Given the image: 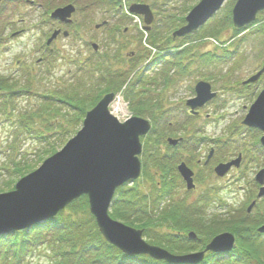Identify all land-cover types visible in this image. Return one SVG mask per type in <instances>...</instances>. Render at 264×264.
<instances>
[{
    "label": "trees",
    "instance_id": "obj_1",
    "mask_svg": "<svg viewBox=\"0 0 264 264\" xmlns=\"http://www.w3.org/2000/svg\"><path fill=\"white\" fill-rule=\"evenodd\" d=\"M14 1L23 2L26 0ZM70 1L79 6L82 3V0ZM138 1L150 5L158 17L155 21L156 23L160 21L163 24L161 16H165L164 18H166L167 15L164 14L167 13L169 15L170 20L167 22L170 24L167 22L163 24L166 35L173 32V29L177 25L184 24L186 13L197 2V0ZM236 1L228 0V4L225 5L224 10L214 18L211 29L208 33L205 32L204 38H217L224 31L233 29L231 8ZM120 3L121 0H99L96 4L99 7L102 4L104 8H96V11L99 9L98 11H102L105 17L106 15L107 17H113L110 14L116 15L118 13ZM96 11L94 10V14L89 17L94 16ZM260 21L262 20L259 18L252 25L258 24ZM234 31L237 32V30ZM260 33L264 34V25L259 26L258 32L252 33L257 35V38L263 44L264 41H261L262 35ZM149 37L150 44L156 49L160 51H172L170 53L167 52L166 55L169 58V62L165 63V70L168 71L166 73L162 72L163 79L165 80L164 89L170 88L171 82L184 77L191 71L193 74L196 72L197 76H204L205 71H210L206 75L207 77L216 76L221 64L242 58L240 57L242 54L241 44L252 40L249 36H246L242 39L241 44L235 46L236 50L234 52L230 54H225L226 52L218 54L216 50L207 53L199 51L198 53V48L193 47L194 45L197 47V44L201 43L198 40L190 41V43L194 44L193 46L190 45L183 48V45H181L174 48L175 42L164 34L162 35V40H158L159 33L157 32L155 34V32L151 31ZM187 39L191 38L187 37ZM147 57L148 55L144 58L146 59ZM142 59L137 54L136 56L131 55L126 58V56L112 51L100 54L99 58L93 61L82 60V57L78 56L73 62L75 64L74 73H69L66 77L54 79L51 82L52 84L48 86L43 84L42 76L45 74V68L44 70L41 69L40 72L36 71L35 75H32L31 68L25 69L23 75H20L19 78L1 76L0 120L4 126H9L10 139L3 149L5 152L0 151V180L4 176H24L36 168L37 164L42 162V160L44 161L46 157L56 153L59 147L65 144L70 136L77 133L78 126L83 122L87 111L93 108L104 95L110 92L117 93L123 91L125 99L130 102L131 109L135 115L146 117L157 125L163 124L162 127L165 126L170 131H174L176 128L177 131L184 133V135L191 136L189 138L191 141H202V139H194L195 137L192 135H196L198 131L193 129L192 125L184 124L181 121L182 119L174 113L173 109L161 106L157 101L154 102V98L150 99L148 95L142 93V91L146 90H156L157 85L155 82L157 78L153 80L143 78L145 73V70H143L135 76L133 81H128L129 76L134 73L133 71L137 69L138 63ZM150 64L151 67L155 66V61ZM120 65L125 67L120 70ZM21 77L26 83L24 89H21ZM28 94L37 95L39 101L31 107L18 110L16 99L21 95ZM148 99L150 100L145 101ZM172 128L174 129L172 130ZM46 132L50 135L46 136ZM53 135V139L55 140H51ZM153 135L154 138L151 137ZM158 135L159 131L156 129L154 134L151 132L144 138L142 161L145 169L144 177L146 178L137 182L143 186L136 184L135 187L130 189H126L125 186L120 188L111 206V217L123 221L131 227L143 230L144 236L150 244L164 247L165 243L170 245V240H173V238L169 239L171 236L169 233L155 235L154 232L158 230L156 227L167 225V229L171 230L176 227V224L183 222H174L173 220L180 218L181 210L175 209L170 213L171 215L166 214V212L161 213L160 210L164 206L162 202L164 198H168L173 187V180L178 185L181 184V179L175 172L174 167L178 163L181 153L187 150L191 152V150L185 145L177 148L167 146L165 154H162L163 148L161 146H164V137ZM28 143L33 145L31 150L25 149ZM30 155L36 158L31 159L29 158ZM18 156L21 157L20 160H18ZM158 181H160L159 184L157 183ZM158 186L162 190L163 194L161 195ZM144 189H154V194L156 193V195L145 194ZM151 197H153V201L148 202V199ZM171 207L173 206H167L166 209ZM69 208L71 212L65 218V225L60 226L53 223V221L58 220L57 218L62 214L61 212L54 220L37 224L33 232L25 230L8 235L0 234V253L2 251L7 255L9 252H12L14 255L23 258L24 254L34 249L31 245L32 243L37 244L40 242L41 239L36 237L37 234L39 232L41 234L48 232L47 237H52V242H48V244L53 251L57 264H62V262H66V264H168L163 261L153 260L147 256L135 258L133 261H126L124 255L118 249L108 244L102 237L95 219L89 211L86 196L75 201ZM260 210L262 209L257 207V211ZM198 212H202V210L198 209ZM155 218H161L164 221L159 222ZM191 218L193 219V223H196L199 219L203 221V218H195L194 213H192ZM215 221L216 218L213 221L211 220L210 226L214 224V227L211 228L212 230L215 229ZM238 222L240 223L224 221L222 224L225 223V226H231L235 234L240 238L244 237V235H249L245 227L246 218L244 221ZM200 224L201 222H198V225ZM186 229L180 230L186 232ZM200 230L204 231L203 224L196 231ZM212 230L207 231V233ZM255 241L258 245L251 246L253 249L252 253L255 255L253 259L257 261H261L260 259L264 260V240H259L256 236ZM242 243L239 240V244ZM249 246L243 243L238 250L239 254H235V260L240 262V264H242L241 262L244 257L247 256V252L243 249H248ZM29 247L30 251L28 250ZM209 257H212V255H209ZM19 262H22V260ZM244 264L250 263L246 262Z\"/></svg>",
    "mask_w": 264,
    "mask_h": 264
},
{
    "label": "rangeland",
    "instance_id": "obj_2",
    "mask_svg": "<svg viewBox=\"0 0 264 264\" xmlns=\"http://www.w3.org/2000/svg\"><path fill=\"white\" fill-rule=\"evenodd\" d=\"M99 0H82L81 6L76 4L77 12L73 16V23L69 25L66 29L69 33H71V36L69 37H64V36H59V38L53 43V45L49 46L47 48L46 42L47 39L51 36L52 34V29H54V25L47 17L46 12L50 14L51 11H47L48 7L47 4H51V9L56 8L58 6H65L60 3L63 2V0H26L21 3V6H14L16 7V11L12 13V10L10 8L13 6V3L6 4L3 6L5 8L1 7V12H0V34L2 33L1 31H5V35L2 34V37L0 38V75H9L11 73H18L19 69H23L25 64H28V67L30 66V62L33 64L37 63L38 59L40 58H47L43 64H41V67L45 66V74L42 76L43 78V84L48 86L52 84L51 82L54 79H59L61 77H66L69 72H74V65L69 62L68 59H75V56L79 53H82L83 57L82 60L85 58H88L91 56V48L87 46V41L89 43H97L100 46V53L103 54L107 51H112V52H118L120 55H130L131 53H137L138 57L145 59L144 57L147 56L150 52V46H152L150 43V37L149 34H147L145 37L142 36L140 31L137 29V26L132 22V21H124V20H119L116 19L114 20V24L111 26H103V21H106V17L103 18L102 11H96V8H104V6L101 4L99 7L96 2ZM200 2L198 0L196 3ZM129 4V1L126 2ZM136 3V2H133ZM16 4V2H15ZM50 10V8H49ZM96 11L95 15L89 18V15L94 14L93 11ZM164 15H167L166 18L165 16H161L163 20V24L167 22L169 19V15L166 13ZM107 16V15H106ZM109 18V16L107 17ZM112 18V17H111ZM157 15L154 14V20L152 24H150V30L147 32H156L159 33L158 40H162V35L164 34L166 37L171 38L170 40L174 41V48H177L181 45H183V48L186 46L194 45L190 43L192 40H199L198 42L201 41V43L197 44V47L194 45V48H198V53L199 51L202 52H209V51H214L216 50L218 54L224 53L225 54H230L236 50V44H241L240 38H244L246 36H249L252 40L249 41L248 43L245 42L241 44V58H238L236 60L229 61L226 64H221V66L218 69V72L221 73L220 76H209L208 80L209 83L212 84L213 89L215 91H218L219 93H223L221 90L226 88L229 89L231 86H239L242 88V81L245 79H248L251 76H254L256 73V70L259 68V65L261 69L264 67L263 64V59H264V42L261 44L259 41V38H257V35L252 34V32L259 30V26L264 25L263 24H255L253 26L247 27L245 30H241V32H233L232 29H228L224 31L223 33L220 34L217 38H215L219 42H233V44L225 46L223 48L220 46H215L213 44H210L209 42H206L203 40L202 35L211 29L209 26H206V29H203L202 32L197 34L195 37L189 40H181V39H175L173 37V33L179 29V25L175 29H173V32L168 33L167 35L165 34V28H163V24L160 22L157 25L156 22H154L157 19ZM220 18V17H219ZM262 22H264V15L259 17ZM104 19V20H103ZM160 19V18H159ZM13 22H16L15 26L13 27L12 31H7V28L11 27V24ZM54 22V21H53ZM57 23V22H55ZM170 24L169 22H167ZM102 24V25H101ZM99 25V26H98ZM182 26V25H181ZM12 28V27H11ZM22 30L19 35L17 36H11L17 31ZM115 30H118L117 32ZM255 33V32H254ZM262 35L261 41H264V34L260 33ZM260 36V35H259ZM235 38V40H232V38ZM261 37V36H260ZM249 38V39H250ZM257 38V39H256ZM248 39V40H249ZM119 41V42H118ZM188 43V44H184ZM124 44L123 48L121 49V45ZM172 44V43H171ZM222 45V44H220ZM227 45V44H226ZM126 47V48H124ZM177 51V50H176ZM228 51V52H227ZM153 52V51H152ZM195 53V54H198ZM50 56V58H49ZM239 56V55H238ZM127 58V57H126ZM142 59V60H143ZM262 64V66H261ZM124 66L120 67L119 69H123ZM42 69V68H41ZM36 71H39L40 70ZM171 71L172 68H170ZM36 71L32 72V75H35ZM161 71V69H160ZM167 72L168 70H162V72ZM161 72V73H162ZM152 73L148 74L147 79L152 76ZM202 75V74H201ZM17 75H14L12 78L16 77ZM189 76V77H187ZM203 76V75H202ZM207 77L205 74L203 77H197L193 75V72L191 71L189 74L185 75L184 77H181L180 79L171 82L169 90H172L170 95H173L174 92H179L178 97L180 98L181 101H184L188 99L191 94L187 91H192L194 89V85L200 81V80H206ZM18 78V77H16ZM15 78V79H16ZM261 78V76H260ZM22 81V86L21 89H24L26 87V83L24 79L21 77ZM264 85V84H263ZM33 90V88H31ZM157 89H159V85H157ZM156 89V90H157ZM34 91V90H33ZM123 97V102L125 101L124 96ZM221 98H217L214 102L208 105V107H205L204 109L200 110V118L197 120H190L186 124H194V125H201L204 126V129L206 133L208 134L209 137H211L210 142H205L199 152L194 153V156L197 155L196 158L200 160H205L206 155L208 154L209 149L211 148H218L217 142L215 140L218 138V136H222V138H229L230 143L234 148H244L247 147L249 149H252L253 151H261V144H260V136L261 133L258 131H252L251 133L245 130L237 129L239 128H244L241 124L244 118V112L241 110V104L238 101L227 103L224 102V106L221 107ZM39 101V98L37 95H21L16 99V107L19 109H25L26 107H31L35 105ZM115 101V100H114ZM120 99H117L115 104L119 102ZM125 103V102H124ZM126 103L128 104V101L126 100ZM125 103V104H126ZM189 110V109H187ZM188 112V111H187ZM222 116V118H218ZM181 117L188 118L187 114L184 113L181 115ZM0 120V151H4V147L7 145V142L10 139V133H9V126H4ZM184 122V119H183ZM82 126L79 124L78 130H80ZM161 126V127H160ZM163 124H154L153 125V131L152 134H154V131L156 129L159 131L160 137H164V146H161L164 150H166L168 144H167V139L173 138L177 139L179 137H185V135L179 131L175 130L170 131L168 130L165 126L162 127ZM47 127V126H46ZM174 128H172L173 130ZM229 130V131H228ZM225 131H228V133H225ZM76 134V133H75ZM74 134V135H75ZM224 134V135H223ZM50 134H47L46 136H49ZM74 135L70 136L67 141H69ZM157 136V135H156ZM154 138V135L151 136ZM54 135L52 136L51 140L53 139ZM186 139V138H185ZM210 139V138H209ZM225 139V140H226ZM224 140V141H225ZM143 145H144V139ZM66 145L63 144L59 147L58 151H61L64 146ZM32 146L30 143H28L25 146L26 150H31ZM169 147V146H168ZM162 149V150H163ZM208 150V151H207ZM5 152V151H4ZM31 152V151H30ZM240 152V149L238 150ZM237 152V153H238ZM247 155H250V153H247ZM181 157H189V155L186 152H182ZM29 158L34 159L36 158L33 155H30ZM48 157L45 158V160ZM21 157L18 156V160H20ZM44 160V161H45ZM40 162L37 164V167L34 168L32 171L29 173H32L33 171L37 170L40 165L44 162ZM203 162V161H202ZM188 163V162H187ZM263 163V162H262ZM144 165V163H143ZM188 165H191L192 170L196 172V190L195 194L190 195L192 196L190 199H188V202H195L197 199V196L199 192H210L212 197L217 199L221 204L225 203V206L223 207V210H217L214 207L215 205L219 206L221 205L218 201L214 203V205L210 206L211 208L208 209L209 211H206L205 216L207 218H204L203 221L199 219L196 223H193V219L191 218L193 212H187L186 216H180V218L173 219L175 222L176 221H182L183 223L181 224H176V227L174 229H167V225H164L162 227H156L157 232H154L155 235L158 234H168L171 235L169 237L173 238V240H170V245H167L165 243L164 247H161L171 253L179 254L181 256H188L191 255V252H196L203 250L206 248L211 241L213 240L214 237L223 234V233H230V234H235L233 228L230 226H225V223L222 224L224 221L228 222H237L238 221H244L245 220V215L244 213H241L240 215H231L230 218L228 219H223L225 211H231L233 210L236 214L237 210L245 209L247 200V179L246 181H239L237 183L234 182L233 177H227L222 180H217L216 178H211L212 176L205 178V171L203 170L202 166H198L195 164L193 161L191 163H188ZM262 167H258L253 171L249 163L247 161L242 163L241 167L239 168V173L233 172L232 174L234 176L243 173L246 178H254L255 174L257 171H259ZM144 170L142 171V174L144 175ZM253 172V173H252ZM28 174V173H27ZM231 174V175H232ZM252 177H250V175ZM214 176V174H213ZM15 177V178H14ZM14 177H3L0 180V194L8 193L15 188L17 181L19 180L18 176ZM146 177H143V180ZM141 181V180H140ZM202 182L204 185L207 182H209V189L208 190H203L204 185H202ZM137 185L143 186L141 183H134V184H129L126 185V189H130L132 187H135ZM211 188V189H210ZM143 189V188H142ZM246 189V190H245ZM156 192H158L156 190ZM145 194L149 195H156L154 194V189L152 190H146L144 189ZM249 193V192H248ZM187 196L189 194L186 192ZM252 198H255L254 192L249 194ZM88 201V200H87ZM153 201V197L148 199V202ZM72 205V204H70ZM68 205L64 210L60 211L55 217L51 218V220H54L57 218L61 212L62 214L57 218L58 220L53 221V223L62 226L63 224L65 225V218L67 217V214H69L70 208ZM170 202H167L166 205H164L160 212H166V214H170L173 210L166 209L167 206H170ZM248 206V205H247ZM221 207V206H219ZM111 214V213H110ZM195 214V213H194ZM112 215V214H111ZM171 215V214H170ZM217 215L219 217L215 221V229L207 233V229L210 227L209 221L207 219L211 218ZM205 216L202 215H197L195 214V218H203ZM221 217V219H220ZM172 218V216H171ZM114 219V218H113ZM206 219V220H205ZM220 219V221H218ZM116 221H119L117 219H114ZM156 221L163 222L164 219L161 218H155ZM215 219H212V221ZM250 220V219H246ZM264 220V218L262 219ZM124 223L126 226H129L127 223L123 221H119ZM198 222H201L200 225H198ZM261 221H257L256 224H250L248 225V228L252 229L251 233L257 232V228L261 225ZM173 223V222H171ZM203 224L204 231H196L198 227H200ZM188 228V229H186ZM186 229V232H182L181 230ZM35 231V230H34ZM31 233V232H30ZM194 233L195 238H191L190 234ZM250 233V234H251ZM49 233L44 232V233H38L36 237L40 238L39 243H32L31 245L33 246L34 249L30 251V247L28 250L30 251L29 253H26L25 258H19L18 261H21L20 264H57L55 261V257L53 255V251L49 247L48 242H52V237L49 236L47 237ZM238 237V236H237ZM146 238V237H145ZM240 240H243V243L245 244L247 242V239L243 237H238ZM254 238V236H252ZM195 240V241H194ZM169 241V240H168ZM236 243V247L234 249L233 254H239L238 250L240 247L243 245ZM248 245H257V243H246ZM240 245V246H239ZM251 246L248 247V249H243L247 252V256L244 257L242 260V264L249 262L250 264H264V260L260 259L261 261H257L256 259H253L255 256L252 251L253 249ZM256 248V247H255ZM251 249V250H249ZM192 250V251H191ZM4 255V252H2ZM211 260V258H209ZM216 261V259H212L211 262ZM15 259L10 258L9 261L3 262L0 258V264H14ZM62 264H66V262H62ZM211 264V263H210ZM217 264V263H214ZM237 264H240L237 263Z\"/></svg>",
    "mask_w": 264,
    "mask_h": 264
},
{
    "label": "water",
    "instance_id": "obj_3",
    "mask_svg": "<svg viewBox=\"0 0 264 264\" xmlns=\"http://www.w3.org/2000/svg\"><path fill=\"white\" fill-rule=\"evenodd\" d=\"M3 0H0V4ZM227 0H200L186 17V25L173 33L174 38H184L204 26L223 7ZM264 11V0H237L232 9L234 28L242 29L257 19ZM74 5L57 9L52 18L66 24L71 23ZM130 13L142 16L146 30L154 20L150 6L134 4ZM60 32H55L48 41L52 43ZM67 35V33L65 34ZM97 49V45L93 44ZM264 74V67L247 83L257 81ZM196 98L188 102L193 110L204 106L216 97L209 83L201 81L195 87ZM114 94L104 96L90 110L81 130L65 147L46 159L32 173L23 177L15 190L0 195V233L31 228L40 221L55 217L69 204L83 195L89 198L90 212L95 217L98 228L108 243L128 256L148 255L155 260L169 263L194 264L200 262L206 252L230 251L235 237L223 233L213 238L206 249L188 256H175L169 251L149 244L143 231L111 218L109 211L116 190L126 183L136 181L142 174L139 155L142 153L140 138L151 130L150 121L134 117L121 124L110 112ZM243 124L264 133V91L249 108ZM172 145L177 140H168ZM264 145V136L261 140ZM211 157H209L208 161ZM240 160L219 164L215 173L223 177L232 166L238 167ZM179 174L187 184V189H195L194 173L185 164L178 167ZM259 184L264 183V170L256 176ZM264 196V187L259 197ZM252 206L249 208L251 210ZM264 234V226L259 228ZM195 238L194 233L190 234Z\"/></svg>",
    "mask_w": 264,
    "mask_h": 264
},
{
    "label": "flooded vegetation",
    "instance_id": "obj_4",
    "mask_svg": "<svg viewBox=\"0 0 264 264\" xmlns=\"http://www.w3.org/2000/svg\"><path fill=\"white\" fill-rule=\"evenodd\" d=\"M60 4H62V5H67V4H75V3H73V2H71L70 0H63V2L62 3H60ZM50 5H52V3L51 4H47V7H48V10L47 11H51L50 12V14L48 13V12H46V14H47V17H51V14L57 9V8H62L61 6H58V7H56V8H53V9H51V6ZM76 5V4H75ZM64 7V6H63ZM49 8H50V10H49ZM13 13L15 12V11H12ZM116 19H119V20H123V18L120 16V15H116V16H114L113 17V19H111V20H108V23L105 25V26H110V24H111V26L114 24V20H116ZM52 21V20H51ZM52 23H53V25H54V29H52V32H54V31H56V30H58V29H60L61 30V32L64 30V27H65V25L63 24V23H60V22H57V23H55V22H53L52 21ZM116 32L118 31V30H115ZM21 32H23L22 30H20V31H17L16 32V35H14L13 34V36H17V35H19ZM18 33V34H17ZM69 36H71V33H69ZM119 42V41H118ZM87 46L90 48V46H89V42L87 41ZM121 46H124V44H122ZM94 54V52H91V55H93ZM96 54V53H95ZM89 57H91V56H89ZM263 62H264V60H263ZM261 66H262V64H261ZM261 69V67H260V65H259V68L256 70V74L258 73V71ZM255 74V75H256ZM252 77V76H251ZM161 79H163V78H161V77H159V78H157L156 80V85H158L157 84V82L159 81V80H161ZM247 79H245L244 81H242V83H241V85H242V88H240V84H239V86H231V87H229V89H227V87L226 88H224V89H222L221 91L223 92L222 94L221 93H219L218 91V94H217V98H221L220 100H221V107H223L224 106V102H227L228 104L229 103H231V102H235V101H238L240 104H241V110H242V112H244V118H243V120L245 119V117H246V115H247V112H248V110H249V108L251 107V105L255 102V100H256V98L258 97V95L264 90V74L261 76V78L258 80V81H256V82H254V83H250V84H248V83H245V81H246ZM171 91L172 90H169V89H164V90H159V89H157V90H154V91H142V93L143 94H145V95H148V97L151 99V98H154V102H158L161 106H163V107H165V108H167V109H172V108H177L172 102H174L175 100H176V98H177V96H178V93L179 92H174V94L173 95H170V93H171ZM187 92H189L190 94L192 93V92H190V91H187ZM192 96V95H191ZM190 96V97H191ZM216 98V99H217ZM150 99H148V100H145V101H149ZM189 99V98H188ZM188 99H186L185 100V103H184V105H182L181 107H182V111L184 112L185 111V113L189 116V117H199L200 116V110L201 109H204L205 107H208V105L209 104H211L212 102H214L216 99H214L213 101H211L210 103H208V104H206L203 108H200L199 110H198V114L197 115H191L190 114V108L187 106V101H188ZM187 109H189V110H187ZM188 111V112H187ZM218 118H221V116L220 117H218ZM255 130H257V129H255ZM230 155L231 156H233L231 153H230ZM252 157V159H256V158H259V157H257V154L256 153H252V155H251ZM188 158H191V157H188ZM231 159H233V157H227V161L228 160H231ZM198 163H200V161L198 160L197 161ZM203 166H205V167H210L211 166V164L209 163V164H204ZM212 168H213V166H212ZM210 174V173H209ZM196 175V174H195ZM229 176V175H228ZM205 178H207L206 176H205ZM211 178H214V177H211ZM225 177H223L222 179H224ZM222 179H220V178H217V180L219 181V180H222ZM173 182V181H172ZM206 184H208V185H204V183H203V185H204V188H203V190L205 191V190H208V187L210 186L209 185V182H207ZM211 187V186H210ZM212 188V187H211ZM187 192V190H186V188H185V186H183V184L181 183V184H177L176 182H173V187H172V190H171V192L169 193V199H170V202H172V204H175V203H186L187 202V198H188V196H187V194H185ZM195 192V191H194ZM202 192V191H201ZM211 192V191H210ZM210 199H211V201H212V203H215V202H217L218 200L217 199H215L214 197H210ZM204 204V203H203ZM260 204H263V203H260ZM264 205V204H263ZM173 207H176V208H179V207H177V205L175 204V205H172ZM180 209H182V211L183 212H181V214H180V216L182 215V214H184L187 210V206L186 205H184L182 208H180ZM254 211V208H253V210L251 211V213ZM258 213H260V212H258V211H254V213L253 214H258ZM207 231H208V229H207ZM195 241V240H194Z\"/></svg>",
    "mask_w": 264,
    "mask_h": 264
},
{
    "label": "bare ground",
    "instance_id": "obj_5",
    "mask_svg": "<svg viewBox=\"0 0 264 264\" xmlns=\"http://www.w3.org/2000/svg\"><path fill=\"white\" fill-rule=\"evenodd\" d=\"M127 1H129V4H127V5H129V7H131L132 5H134V4H137V3H133L131 0H121V2H124V3H126ZM198 1V0H197ZM198 3H195L192 7H191V9L186 13V15H185V22H184V24L181 26H179V29L181 28V27H183V26H185L186 25V17L188 16V14L190 13V11L197 5ZM224 4H228V1H225L224 2ZM148 6H150V5H148ZM223 8H225L224 7V5H223V7L221 8V9H223ZM220 9V10H221ZM219 10V11H220ZM218 11V12H219ZM264 12V11H263ZM217 14V13H216ZM216 14H215V16L212 18V19H210L204 26H202L199 30H197V31H195L193 34H191V35H189V37L192 39L193 37H195L197 34H199L200 32H202V30L203 29H206L205 27L206 26H209V28H211V24H212V22H213V20H214V18L215 17H217L216 16ZM137 16H139V15H137ZM132 16L131 15H129V13H127V14H125L124 16H123V19H124V21L126 22V21H128L130 18H131ZM137 19L141 22L142 21V19H139L138 17H137ZM156 21V20H155ZM154 21V22H155ZM160 23V21L158 22V24ZM155 25H157V23L155 24ZM146 25H145V23H142V26H141V28H142V30L143 31H145L146 30ZM207 33V32H206ZM1 35V34H0ZM204 36H205V33L202 35V37L204 38ZM193 41H197V40H193ZM184 44H186L185 42H184ZM187 46L185 45V48H186ZM204 74L205 75H208L209 74V71H205L204 72ZM157 84L159 85V90H164V86H165V80L164 79H161V80H159L158 82H157ZM147 91H149V90H147ZM116 110L118 111V112H122V111H124V106L123 105H118L117 107H116ZM152 131V130H151ZM174 167V166H173ZM174 169L176 170L175 172L178 174V165L176 164L175 165V167H174ZM141 178H142V174H141V176H140ZM208 189H209V187H208ZM211 189V188H210ZM193 194H195V193H191L190 195H193ZM192 196H188V199H190ZM196 201V200H195ZM184 205H186L187 206V209L186 210H188V211H190V212H193V213H195V214H197V215H202L203 213H206V211H208V206L206 205V204H199V203H195V202H188V200H187V202L185 203H179L178 204V206H180V207H183ZM177 206V207H178ZM198 209H201L202 210V212H198ZM239 239V238H238ZM240 240V239H239ZM242 242H243V240H241Z\"/></svg>",
    "mask_w": 264,
    "mask_h": 264
}]
</instances>
